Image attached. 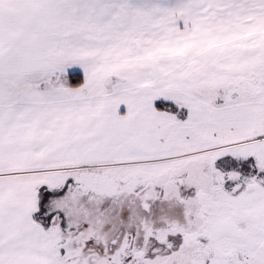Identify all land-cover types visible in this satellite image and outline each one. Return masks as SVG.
Here are the masks:
<instances>
[{
	"label": "snow or ice",
	"instance_id": "1",
	"mask_svg": "<svg viewBox=\"0 0 264 264\" xmlns=\"http://www.w3.org/2000/svg\"><path fill=\"white\" fill-rule=\"evenodd\" d=\"M0 264H264V0H0Z\"/></svg>",
	"mask_w": 264,
	"mask_h": 264
}]
</instances>
